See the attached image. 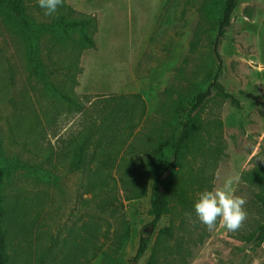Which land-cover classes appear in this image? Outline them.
Returning a JSON list of instances; mask_svg holds the SVG:
<instances>
[{"label": "rangeland", "instance_id": "1", "mask_svg": "<svg viewBox=\"0 0 264 264\" xmlns=\"http://www.w3.org/2000/svg\"><path fill=\"white\" fill-rule=\"evenodd\" d=\"M64 1L77 13L96 17V46L78 54L70 43L55 45L46 38L41 56L51 82L62 86L68 81L69 54H78L81 70L72 71L78 81L75 91L85 99L83 111L70 107L33 73L28 37L0 0V151L4 196L11 213L12 264H62L68 240L86 221L99 222L105 233L106 246L90 263L100 264L124 219L130 235L117 260L131 264L140 232L152 220L153 177L145 196L128 200L122 171H116L106 178L109 191L96 196L97 191L87 189L84 174L74 169L72 140L96 116L95 106L103 96L141 93L147 113L137 128L138 137L128 140V149L134 145L142 149L151 129L161 122L165 90L174 85L195 95L216 69L217 17L204 13L206 0ZM27 6L39 22L51 19L37 0H27ZM194 40L197 44L192 47ZM219 53L221 82L239 104L217 95L207 103L201 116L207 128L220 125L221 138L214 133L205 147L215 144L222 151L208 162L202 156L190 158L177 182L196 200L200 190L194 181L203 171L213 186L238 174L240 181L234 187L247 200V219L237 232H229L219 220L209 231L197 220L193 207L181 206L170 195L169 213L159 222L138 264L150 258L160 229L169 226L172 234L162 236L156 247L159 264H264V242L256 245L247 238L264 214L254 200L255 189L241 177L264 160V0H239ZM180 128L179 121L166 128V139L171 140ZM126 155L138 161V151ZM90 164L98 165L95 160ZM105 200L109 204L103 208Z\"/></svg>", "mask_w": 264, "mask_h": 264}, {"label": "trees", "instance_id": "2", "mask_svg": "<svg viewBox=\"0 0 264 264\" xmlns=\"http://www.w3.org/2000/svg\"><path fill=\"white\" fill-rule=\"evenodd\" d=\"M4 1L8 11L16 17L24 34L28 37V60L33 73L51 85L56 94L70 107H78L79 111H83L85 99L77 95L75 91L78 81L72 69L81 70L77 55L84 49L96 46L94 38L97 31L96 17L83 12L77 13L64 1L57 16L45 22H39L29 12L27 0ZM206 1L203 7L204 13L209 18L217 17L218 21V30L213 41V50L218 63L210 78L202 84L201 89L195 95H190L174 85L165 90V100L159 109L161 122L151 129L147 135L148 138L142 143V149L136 145L128 149V140L138 137L137 128L144 121L147 113L146 102L141 93L103 96V99L95 106L96 116L86 123L72 140L73 164H75L73 168L84 174L87 189L97 191L96 196L109 191V182L106 178H112L116 171H122V180L126 183L124 187L129 192L126 196L128 200L145 196L149 188L148 179L153 177L150 185L149 210L152 220L140 232L137 249L130 260L131 264H138L147 252L159 222L169 213L170 195L175 196L181 206L193 207L195 197L189 196L183 184L177 182L179 176L183 179L184 174H181V171L190 158L196 159L202 156L205 162H208L212 156L222 151V147L215 144L205 147L214 137L220 140L221 135L219 134L220 125L207 128L208 124L201 116L202 110L215 95L233 104H239L238 98L227 91L221 82L223 61L219 53L220 43L232 23L239 0ZM46 38L53 41L55 45L62 46V44L70 43L71 48L78 53L75 57L73 53L69 54L71 58L67 65L68 81L62 86L51 82L46 70L47 66L41 56L43 40ZM195 44L197 40L193 41L192 47ZM84 97L87 98V95ZM178 121L181 127L179 133L171 140L166 139V128ZM134 151H138V161L126 155ZM141 153L146 156L141 157ZM94 160L98 165L93 168L90 163ZM241 177L244 183L255 189L254 200L264 214V160L254 168L244 170ZM194 182L200 192L213 187L212 178H209L204 171L196 177ZM191 183L193 184L192 181ZM4 184L5 169L0 151V264H12L9 242L11 213L9 203L4 196ZM108 204L109 202L105 200L103 208H106ZM113 204L114 202L111 203ZM171 230V226L160 229L154 250L145 264H159L156 247L162 236L172 234ZM104 235L99 222L86 221L68 240L66 244L68 251L63 257L62 264H80L81 260L83 264H90L106 246L102 239ZM129 235L130 225L124 219L121 230L115 234L100 264H118L117 256L127 243ZM247 238L254 240L256 245L264 242V220L257 223L255 230Z\"/></svg>", "mask_w": 264, "mask_h": 264}, {"label": "clouds", "instance_id": "3", "mask_svg": "<svg viewBox=\"0 0 264 264\" xmlns=\"http://www.w3.org/2000/svg\"><path fill=\"white\" fill-rule=\"evenodd\" d=\"M37 3L46 17H54L64 0H37ZM239 181L238 174L229 175L220 186L197 193L193 205L195 216L209 231L214 230L218 220L229 232H237L243 226L248 215L245 207L247 200L236 194L234 185Z\"/></svg>", "mask_w": 264, "mask_h": 264}]
</instances>
